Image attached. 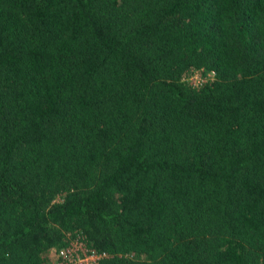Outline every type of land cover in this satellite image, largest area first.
Instances as JSON below:
<instances>
[{
    "label": "trees",
    "instance_id": "obj_1",
    "mask_svg": "<svg viewBox=\"0 0 264 264\" xmlns=\"http://www.w3.org/2000/svg\"><path fill=\"white\" fill-rule=\"evenodd\" d=\"M74 242L264 264V0H0V264Z\"/></svg>",
    "mask_w": 264,
    "mask_h": 264
},
{
    "label": "rangeland",
    "instance_id": "obj_2",
    "mask_svg": "<svg viewBox=\"0 0 264 264\" xmlns=\"http://www.w3.org/2000/svg\"><path fill=\"white\" fill-rule=\"evenodd\" d=\"M201 72H198L196 75H194L193 79L194 81H196L197 83L201 80L203 81L204 80V76L202 75L201 76ZM211 77V76H208V78ZM207 79V78H206ZM82 245L78 242H74L73 243V247L71 248V252H75V256H76V260L77 262H80L81 264H95V262L97 261V257H94V256H91V257H88V256H83L81 257V259L79 258V256L81 255L80 254V251H79V248H82L81 247ZM66 263V262H65ZM50 264H60V262H53V263H50Z\"/></svg>",
    "mask_w": 264,
    "mask_h": 264
},
{
    "label": "built area",
    "instance_id": "obj_3",
    "mask_svg": "<svg viewBox=\"0 0 264 264\" xmlns=\"http://www.w3.org/2000/svg\"><path fill=\"white\" fill-rule=\"evenodd\" d=\"M82 248H79V251H80V256L79 258L81 259V257L83 256H88V257H91V256H94V257H97V261L102 257V255H97L96 253H89L88 252V248H86L85 246H81ZM66 252H69V256H66ZM64 255H65V260H67L66 263L68 264H74V263H77V264H81L80 262H77L76 260V256H75V252H71V248L69 249H66L65 251H63ZM97 261L95 262V264H98Z\"/></svg>",
    "mask_w": 264,
    "mask_h": 264
}]
</instances>
